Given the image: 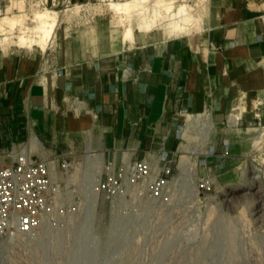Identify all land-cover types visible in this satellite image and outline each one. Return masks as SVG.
<instances>
[{"label":"crops","instance_id":"obj_1","mask_svg":"<svg viewBox=\"0 0 264 264\" xmlns=\"http://www.w3.org/2000/svg\"><path fill=\"white\" fill-rule=\"evenodd\" d=\"M94 1L48 3L59 8ZM122 30L112 24L111 31L125 42ZM139 33L135 47L90 48L48 66L32 54L2 56L0 163H9L6 154L26 143L31 132L47 153L87 148L107 159L108 150L136 149L135 157L143 158L171 144L178 114L190 113L186 120L208 112L223 122L240 108L238 125L258 123L255 114L264 110L262 1L212 0L198 33Z\"/></svg>","mask_w":264,"mask_h":264},{"label":"rangeland","instance_id":"obj_2","mask_svg":"<svg viewBox=\"0 0 264 264\" xmlns=\"http://www.w3.org/2000/svg\"><path fill=\"white\" fill-rule=\"evenodd\" d=\"M211 2L202 3L205 9L196 7L205 22L192 33L204 30ZM2 3L0 17L24 16V22L0 35V58L32 54L48 66L61 62L65 54L78 56L90 48L117 51L141 42L136 30L133 43L121 42L120 33L111 31L114 15L109 0L59 8L44 6L40 0ZM44 7L59 13L57 36L46 50L20 47L19 29L32 26L34 12ZM158 30L177 35L164 25L154 32ZM187 114L177 115L171 144L161 147L175 158L178 169L185 162L186 174L175 171L177 189H169L162 199L150 198L139 189L118 200L100 198L88 216L77 202L38 233L0 235V264H264V115L256 125L240 126L230 124L232 113L223 122H216L208 112L200 114L208 125L211 120L214 124L199 135L196 129L185 130ZM225 139L230 156L221 158ZM161 149L153 148L151 154L164 158ZM84 150L70 154L79 162L90 154ZM203 177L211 181L208 191L197 187Z\"/></svg>","mask_w":264,"mask_h":264},{"label":"built area","instance_id":"obj_3","mask_svg":"<svg viewBox=\"0 0 264 264\" xmlns=\"http://www.w3.org/2000/svg\"><path fill=\"white\" fill-rule=\"evenodd\" d=\"M40 2L49 6L48 0ZM263 114L261 108L255 114L256 119L261 121ZM32 137L35 147L31 144ZM221 150V158L230 156L228 140L221 142ZM108 152L109 157L97 174L98 160L94 155L78 162L72 154L57 149L46 153L43 143L31 132L26 143L6 154L9 163H0V235L38 233L48 221L73 209L77 202L81 212L88 216L93 207L97 208L100 198L118 200L139 189L150 198L162 199L169 189H177L174 179L179 169L174 157L166 154L161 158L157 152H145L143 158H137L136 149ZM196 184L208 191L211 181L203 177Z\"/></svg>","mask_w":264,"mask_h":264},{"label":"bare ground","instance_id":"obj_4","mask_svg":"<svg viewBox=\"0 0 264 264\" xmlns=\"http://www.w3.org/2000/svg\"><path fill=\"white\" fill-rule=\"evenodd\" d=\"M206 1L208 0H195L193 4H188L185 0L182 2H178V0H109L108 5L114 15L113 25L123 29V41L133 42L135 40V30L143 33H152L160 25H164V27L177 35H188L201 29L205 21L202 18L203 14L196 13V7L201 5L205 9L202 3ZM23 22L24 16L14 18L1 16L0 35L11 33L17 25H22ZM33 22L32 26H22L19 29V33L16 36L18 38L17 43L20 47H36L46 50L57 36L59 13L56 10L44 7L34 12ZM237 110L241 109H235L230 116L232 125L235 124L238 118ZM205 121L206 119L202 118L201 115H188L184 128L187 132L191 131V129H196L198 134L201 135L207 131L206 128H211L214 124L212 120L209 125ZM31 144L35 147V139L33 137ZM129 154L131 155V152ZM92 155L98 160L96 173L100 174L99 169H103L101 160L104 158V153L90 152L89 156ZM179 170L181 174H186L187 169L184 161L180 162ZM180 178L182 177L180 176ZM93 205H96V199H93Z\"/></svg>","mask_w":264,"mask_h":264}]
</instances>
